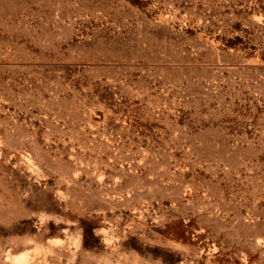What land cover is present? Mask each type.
Listing matches in <instances>:
<instances>
[{"label":"rangeland","instance_id":"374dc122","mask_svg":"<svg viewBox=\"0 0 264 264\" xmlns=\"http://www.w3.org/2000/svg\"><path fill=\"white\" fill-rule=\"evenodd\" d=\"M0 264H264V0H0Z\"/></svg>","mask_w":264,"mask_h":264}]
</instances>
